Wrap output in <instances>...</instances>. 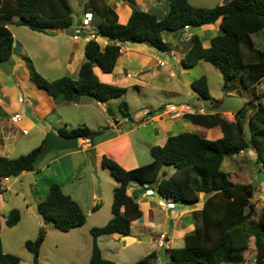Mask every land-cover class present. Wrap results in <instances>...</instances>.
<instances>
[{
	"label": "trees",
	"instance_id": "1",
	"mask_svg": "<svg viewBox=\"0 0 264 264\" xmlns=\"http://www.w3.org/2000/svg\"><path fill=\"white\" fill-rule=\"evenodd\" d=\"M165 3L168 11L162 18L132 7L126 23L121 24L107 0H87L95 15L96 34L107 39L109 44L101 49L94 40L84 43L85 60L76 80L69 77L47 80L34 69L29 58L24 59L30 81L55 103H70L82 97L104 103L121 97L126 89L101 83L93 67L111 73L121 55V44L147 43L168 53L171 47L163 38L164 32H182L185 26L197 30L219 20V32L209 40L207 47L203 46L198 34L191 35L181 65L190 69L199 61L207 62L222 75L223 89L227 93L230 92L228 84L238 78L251 95L234 113L235 122L231 124L225 122L220 111L184 114L183 117L195 126L204 129L218 126L222 138L208 140L197 130L169 136L162 146L149 149L151 161L148 164L133 169H124L111 158L102 156L101 166L116 183L112 193V218L104 226L90 228L93 244L88 264H115L101 256L97 238L112 234L130 236L131 223L142 217L137 199L126 194L131 184L141 187L146 184L149 189L155 186L156 193L166 202L186 207L196 205L199 194L204 195L201 210L191 214L194 229L184 235L183 246L163 248L167 255L164 264H242L252 254L255 264H264V207L256 215L250 201L253 185L233 183L221 168L225 157L253 149L257 153L255 162L261 164L264 171V101H260L263 95L257 90L264 78V48H257L252 39L264 33V0H228L212 8L194 7L188 0H165ZM12 24L53 34L55 29L72 26V10L67 0H0V61L11 59L13 37L8 26ZM191 87L201 99H211L205 76L194 79ZM119 109L129 117L125 102L120 103ZM245 124L249 140L242 134ZM234 128L237 138L233 135ZM98 133L86 126L60 132L67 137L90 141ZM43 145L44 142L16 158L0 156V180L36 171L34 159ZM168 168L173 169L169 176L164 171ZM96 208L97 205L93 207ZM35 214L42 225L34 240L24 242V248L32 254V264H38L45 226L63 233L86 221L80 206L63 193L58 183L49 184L45 197L35 206ZM20 219V212L11 209L4 217V224L11 228ZM156 259L157 254L151 252L133 264H151ZM0 264H20L17 256L3 253L1 241Z\"/></svg>",
	"mask_w": 264,
	"mask_h": 264
},
{
	"label": "crops",
	"instance_id": "2",
	"mask_svg": "<svg viewBox=\"0 0 264 264\" xmlns=\"http://www.w3.org/2000/svg\"><path fill=\"white\" fill-rule=\"evenodd\" d=\"M107 2L116 12L118 22L121 24L126 23L132 7L154 13L158 18H162L168 11V8L163 4V0H107ZM84 3H87V0ZM131 3L134 5L132 6ZM86 7H82V13L87 9ZM15 20L19 19L15 18ZM218 22L219 20L213 25H206L199 28L203 32V40L201 37L200 39L204 47H207L209 40L218 34ZM8 29L13 37L12 54L9 61L12 66V72L9 76H6L0 71V156L13 158L14 148L19 144L17 136L23 129H35L32 141L21 146L24 150L23 155L44 142L47 130L60 133L64 131L68 132L76 127L86 126L91 130L99 131V133L94 136L92 141L78 138V147L75 150L58 151L60 154H56L50 158L46 165L40 167L38 164L36 171L22 173L18 177L13 178L12 181H10L11 178L1 179V226L5 225L1 218L12 207L9 192L12 190L13 182L27 176L33 177L32 184L37 185L34 178L35 173H43L49 166L60 160L67 159L72 163L75 156H79L80 161H82L80 164L87 171V173L83 174L84 177H91L90 168L88 169V165L90 166L89 154L93 157V161L97 166L102 156H106L117 162L124 169H133L148 164L151 161L149 149L153 146H162L169 136L197 130L201 136L208 140H216L223 137V133L218 126L211 129H204L193 125L183 117L184 114L189 113H219L216 105L217 102L221 101L222 103L225 96H233L232 92L224 94V97L221 99H215L210 95L211 99L209 101H211V105L209 106L204 104L198 93L192 89L191 82L195 78H198L199 71H201L204 63L207 62L199 61L190 69H185L181 65V59L189 49V44L186 40L184 41L183 35L185 32L192 35L198 29H188L178 33L172 32L171 34L176 38V42L174 43H168L163 34L164 40L171 47L168 53L160 52L147 43L138 44L126 42L121 44V55L118 57L113 71L106 74L101 72L99 67L94 66L93 73L101 83L118 88H125V93L119 98L108 100L104 103H97L88 97H82L78 101L61 104L55 103L43 89L38 88L30 81L24 59L26 57L29 58L34 69L47 80L53 81L62 77H69L72 80H76L79 68L85 60L84 43L86 41L73 40L67 34H48L33 31L28 27L16 24L9 25ZM263 37L264 33L258 39L261 44H263ZM252 39L256 42L253 37ZM96 42L101 49L109 44V41L102 37H98ZM257 47L262 49L264 45ZM37 64L41 65L40 69L37 68ZM128 90L136 91L137 98L133 100L135 102L140 101V106L135 107L127 99L126 102L122 100L127 95ZM257 90L264 98V91L259 87H257ZM19 96L21 98L23 97L26 103L29 104L28 108L24 109L19 104ZM239 97H242V95H239ZM242 98L245 101V98ZM122 102L127 104L129 117L123 115L119 109V105ZM180 104H183L184 108L177 107V111L174 117H172V113L168 112V107L170 105L179 106ZM201 109L203 110L202 113L199 112ZM26 110L32 118L27 117ZM221 113L222 109H220ZM15 114L21 116V121L19 122L21 125L17 126V124L11 123V117ZM232 122H235V117ZM245 126L247 125L245 124ZM256 154V151L249 149L236 156L239 158L247 157L249 160L255 162L257 158ZM223 165L224 161L221 168H223ZM74 166L75 164L73 165L72 163L71 170H75ZM257 169H260L258 171L262 173L263 178H260L258 174L252 175L251 173V180L253 181L250 183L253 187L255 185L259 186V199L258 202L254 203L255 209L260 208V206L264 207V171L261 168ZM164 171L169 176L173 172V169L168 168L164 169ZM73 174H75L74 171L71 172V175ZM52 183L56 182L52 181ZM60 186L62 189L66 185ZM148 190L136 184L128 186L126 194L128 196H134L137 199L142 217L131 223L130 236L124 237L118 234L103 236V248L99 247V237L97 238V245L104 259L113 261L112 256L115 252V244H111L110 241H116L120 244L126 239H131L130 242L134 241L131 233L135 227L143 230V233L147 234L148 230L149 232H153L155 227H159L168 221L170 229L175 234L170 238L165 236L163 248L166 249L173 248L171 245L173 239L175 241H183L184 235L194 229V225L190 221L188 222L190 218L187 217L186 223L181 222L180 218L189 212L201 210L203 206V194L199 195V201L196 205H188L186 207L168 202L172 203L170 205L172 208L169 209L167 207L162 208L158 205L159 201H162L163 204V200L157 197L155 186L152 187V193H148ZM62 191L76 201L78 205L80 202H84V196L80 188L69 187L67 190L63 188ZM15 193L17 196L22 197L23 200V207L18 209L21 215L19 222L22 221V218L33 219V226L30 228L31 236L26 241L28 239L34 240L37 235L38 225L40 226L42 222L34 215L32 209H35L36 204L41 199H38L35 203H31L26 201L23 192L20 190ZM91 204L93 207L95 206V199H92ZM3 206L6 209L2 211ZM90 228L91 226H87L86 217V222L81 228L63 232L65 236H62V238L67 239L65 249L69 253L71 252L72 255L63 250L60 251V247L54 245L52 248L54 249L55 262L51 261L46 255L48 247L46 245L47 237L45 236L39 250L38 259L43 257L47 264H88L93 244L92 236L89 233ZM82 229L84 230L82 231ZM33 232H35L34 236ZM108 240L109 242H106ZM150 240L151 237H149L148 242ZM3 253L8 254L4 250ZM109 253L110 255H108ZM122 257L123 255L120 258L122 259ZM160 261L161 258L158 255V262L160 263Z\"/></svg>",
	"mask_w": 264,
	"mask_h": 264
},
{
	"label": "rangeland",
	"instance_id": "3",
	"mask_svg": "<svg viewBox=\"0 0 264 264\" xmlns=\"http://www.w3.org/2000/svg\"><path fill=\"white\" fill-rule=\"evenodd\" d=\"M228 0H188V3L191 6L194 7H206V8H212L217 5H222L223 3L227 2ZM85 0H68V3L70 5V8L72 10V27L75 29L80 27V19L83 17L82 13V7L88 6L87 3H84ZM132 4V3H131ZM163 4L168 8V6L165 3V0H163ZM19 19V18H18ZM56 30V29H55ZM201 30V29H200ZM197 30L196 34H198L202 40H203V32ZM172 32H164V38L168 43H174L176 42L175 36L171 34ZM260 35H254L253 38L256 40L254 42L255 46L262 45L259 42ZM261 39V38H260ZM38 63V62H37ZM40 64H37V68L40 69ZM36 70V69H35ZM37 71V70H36ZM38 72V71H37ZM45 73V72H44ZM42 76V75H41ZM205 76L210 90V95L215 99H221L224 97L225 89H223L224 80L222 78V75L220 72L215 69L211 64L204 63L203 67L201 68V71H199V76ZM43 77V76H42ZM45 78V77H43ZM46 79V78H45ZM196 79V78H195ZM228 90L232 92V95L236 97L239 95H242L246 99V97H250L251 95L248 94V91L240 85L239 79L234 78L231 80V82L228 85ZM21 98L20 96L18 99ZM137 98L136 91L128 90L127 95L122 99L123 101H127L133 105V106H140V101L135 102V99ZM203 103L206 105H211V101L202 99ZM260 101H264V98H262ZM220 103L221 101L217 102V108L218 111H220ZM24 109L29 107V104L24 102L23 104L19 103ZM183 105V104H182ZM27 112V117L32 118L29 112ZM251 111H249L247 114L249 115ZM222 118L225 120L226 123L231 124L233 123L234 119V113H230L228 111H222ZM18 125H21V123H18ZM246 127V126H245ZM243 127V135L246 137V139L249 140V135L247 128ZM18 128V127H17ZM23 129V128H21ZM23 131H25L23 133ZM21 130L19 135L17 136V141L19 144L14 148V152L12 154L13 158H16L18 156L23 155L24 153L22 149V145L25 143H29L32 141L33 136L35 134V129H23ZM233 135L237 138V129H233ZM46 136V135H45ZM75 150V149H73ZM253 152V151H252ZM60 154L58 151H51L49 152L39 163L40 167L47 164V161L52 158L54 155ZM79 156H75V158L72 160L73 165L75 164V170H71L72 163L71 161L60 160L59 162L54 163L53 165L49 166L46 171L43 173L36 172L34 175V178L36 180L37 185H33V177H22L17 179L15 182H13L12 190L9 192L10 198H11V209H21L23 207V200L22 197L16 195V191H21L24 194V197L27 202L35 203L38 199L43 200L45 197V194L48 190V186L52 181H55L59 185H66L63 186L62 189H68L69 187H76L80 188L82 190L83 196H84V202H80V208L82 209L84 215L87 217V226L89 227H101L108 223V221L112 218V193L113 188L115 187L116 183L110 176L109 172L99 165L97 166L96 163L93 161V157L89 154V162L90 166L88 165V169L90 168L91 177H84V173H87L86 170L83 169V166L80 164L82 161H80ZM78 164V165H77ZM258 166L255 164L254 161L249 160L247 157L239 158L236 155L231 157H225L224 158V165L222 170L224 172H227L229 175V179L233 183H250L253 180H251V176L254 174H258L260 178H263L262 173H259L257 169ZM255 170V171H254ZM74 171L75 174L71 175V172ZM252 173V175H251ZM264 173V172H263ZM13 178H11L10 181H12ZM264 180V179H263ZM251 184V183H250ZM255 185V184H254ZM45 187V188H44ZM258 192H259V186L255 185L252 197L250 199L251 203L258 202ZM5 193V192H3ZM148 193H151L150 191ZM94 195V196H92ZM200 195V194H199ZM8 196V194H7ZM6 197V196H5ZM154 198V197H153ZM92 199H95V205H97L96 210L93 209L92 206ZM158 205H164L160 206L162 208H165V205H167V208H172L171 204H166L165 202L159 201ZM173 206V205H172ZM262 207L255 209V214L258 215L259 211ZM6 209V207L2 211ZM34 215L35 209H32ZM19 211V210H18ZM23 211V210H21ZM8 214V213H7ZM7 214H4L5 216ZM23 214V213H22ZM192 212H189L187 215H183L180 218L181 222H187V217L190 218L188 222L190 221L193 224V220L191 217ZM159 215V214H158ZM4 216V217H5ZM4 217L1 218L4 220ZM186 217V218H183ZM40 221V219H39ZM86 222V221H85ZM42 225V224H41ZM41 225H38V231ZM194 225V224H193ZM33 226V219H26L22 218V221L19 222L16 226L8 228L5 225L1 226L0 224V240L2 243L3 250L8 252V254L16 255L20 259V264H31V258L32 255L28 253L25 248L23 247L24 242L26 239L31 236V230ZM83 226V225H82ZM77 227V228H81ZM48 229V230H47ZM47 237L46 245L48 252L46 255L50 258L51 261L55 262L54 257V249L52 248L54 245L60 247V251H66V244L67 239H63L62 236H65L64 233L55 230L51 228L50 226H45ZM84 229H82L83 231ZM33 232V236H34ZM149 233V234H148ZM162 233V234H160ZM141 234H144L142 236L151 237V240L148 241H141L140 237ZM175 232L170 229L169 223H163L159 227H155L153 229V232H147L143 233V230H140L138 228H133L131 236H133L134 241L130 242L131 239L123 240L120 244L119 242L110 241L111 244H115L114 246V254H113V262L115 264H133L137 262L138 260L144 258L146 255H148L151 252H155L157 254V259L153 260L151 264H161L158 262V255L161 258V260H165L167 258L166 252L157 245V238L160 235H165L167 238H170L172 235H174ZM36 235V237H37ZM32 236V237H33ZM85 236V233H84ZM124 238V237H122ZM33 240V239H28ZM106 242H109L106 241ZM64 245V246H63ZM98 245L100 248H103L104 246V237L100 236L98 239ZM173 248H180L183 245V241H175L173 239L172 242ZM58 252V250H57ZM69 253V251H66ZM105 253V252H104ZM118 253V255H117ZM72 255V253H69ZM110 255V253L108 254ZM121 255H123L122 259L120 258ZM57 257V254H56ZM39 264H47V262L44 261V258H39Z\"/></svg>",
	"mask_w": 264,
	"mask_h": 264
},
{
	"label": "water",
	"instance_id": "4",
	"mask_svg": "<svg viewBox=\"0 0 264 264\" xmlns=\"http://www.w3.org/2000/svg\"><path fill=\"white\" fill-rule=\"evenodd\" d=\"M54 33L58 34H67L68 36H72L73 27L70 26L68 28H58L54 31ZM0 71L9 76L12 72V66L9 62L0 61ZM226 94V91L224 92ZM243 98L239 96H225L221 103V109L224 111H228L230 113H235L239 111L243 106ZM78 147V137H67L64 134L57 133L53 130H47L46 136L44 139V145L42 149L39 151L37 156L34 159V165L37 166L41 160L51 151H66L72 150ZM157 197L160 200L165 201L163 197L157 194ZM141 241H148L149 237L141 236ZM163 249V247H161ZM161 264H164V260H161Z\"/></svg>",
	"mask_w": 264,
	"mask_h": 264
},
{
	"label": "built area",
	"instance_id": "5",
	"mask_svg": "<svg viewBox=\"0 0 264 264\" xmlns=\"http://www.w3.org/2000/svg\"><path fill=\"white\" fill-rule=\"evenodd\" d=\"M189 27L185 26L183 28L184 31L188 30ZM184 36V40L188 41L191 37V35L187 32H185ZM74 40H79V39H85V40H95L96 39V34H95V25H94V21H93V15L91 12L86 11L83 13V17L81 18V24L80 27L74 30V34L72 37ZM263 45H264V37H263ZM258 87L264 91V78L260 80V82L258 83ZM20 103L23 102V100L21 98H19L18 100ZM175 106H169V111L170 112H174L175 111ZM20 121V116L18 114L14 115L11 118V122L16 124ZM244 151H241L240 153H242ZM259 167H261V164L258 165ZM144 188L146 187V184L142 185ZM164 207V205H163ZM164 240H165V236L164 235H160L159 238H157L156 242L157 245L159 247L164 245ZM256 263V258L255 256L249 255L245 262H243L242 264H255Z\"/></svg>",
	"mask_w": 264,
	"mask_h": 264
},
{
	"label": "clouds",
	"instance_id": "6",
	"mask_svg": "<svg viewBox=\"0 0 264 264\" xmlns=\"http://www.w3.org/2000/svg\"><path fill=\"white\" fill-rule=\"evenodd\" d=\"M87 9L85 10V11H83V13L84 12H86V11H89V12H91L92 13V15H93V21H94V25H95V34H96V19H95V15L93 14V12L89 9V7L87 6L86 7ZM80 24H81V19H80ZM190 29V28H189ZM74 30H75V28L73 27V34H74ZM184 31V30H183ZM73 34H72V36H71V38L73 37ZM99 36L96 34V39L98 38ZM73 39V38H72ZM96 39L94 40V41H96ZM74 40V39H73ZM79 40H85V39H79ZM190 40V39H189ZM189 40L187 41V42H189ZM85 41H89V40H85ZM185 41V40H184ZM263 45V44H262ZM258 48V47H257ZM258 87V86H257ZM226 94H227V92H226ZM22 100H23V102L21 103V104H23L24 102H26L24 99H23V97L21 98ZM19 100V99H18ZM19 102V101H18ZM20 103V102H19ZM170 106H175L176 108H175V111L174 112H170L169 111V107H168V112L169 113H172V117H174V115H175V113H176V109H177V107H181V108H184V106L182 105V104H180L179 106H177V105H170ZM223 111V110H222ZM199 112L200 113H202L203 112V110L201 109V110H199ZM203 114V113H202ZM16 115V114H15ZM19 115V114H18ZM20 116V115H19ZM13 117V116H12ZM11 117V118H12ZM20 121H21V116H20ZM19 121V122H20ZM18 122V123H19ZM12 123V122H11ZM18 123H16V124H18ZM12 124H14V123H12ZM25 131H23V133H24ZM257 166L259 165V164H257V163H255ZM258 168H261L262 169V167H259L258 166ZM141 188H143V189H149V188H147V187H141ZM148 191H150L151 193L153 192V190L150 188ZM156 193V192H155ZM157 194V193H156ZM163 202H165L166 204H170V203H168V202H166V201H163ZM159 206H163V205H159ZM165 207H167V205H165ZM165 236V235H164ZM159 238V237H158ZM164 244H165V240H164ZM164 246V245H163ZM163 246H161V247H163Z\"/></svg>",
	"mask_w": 264,
	"mask_h": 264
}]
</instances>
